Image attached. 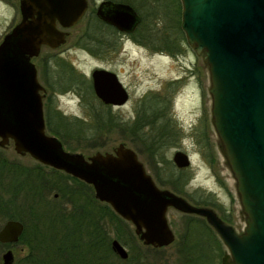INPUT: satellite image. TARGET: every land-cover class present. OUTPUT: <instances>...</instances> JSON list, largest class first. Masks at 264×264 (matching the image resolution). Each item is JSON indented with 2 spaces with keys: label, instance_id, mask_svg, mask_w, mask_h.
<instances>
[{
  "label": "water",
  "instance_id": "water-1",
  "mask_svg": "<svg viewBox=\"0 0 264 264\" xmlns=\"http://www.w3.org/2000/svg\"><path fill=\"white\" fill-rule=\"evenodd\" d=\"M180 28L186 43L207 67L210 122L218 149L234 179L244 227L236 233L209 207L196 206L168 188H160L136 152L119 143L111 151L87 156L66 150L45 130L43 89L31 60L45 45L63 44L68 28L85 14L88 0H18L20 19L0 40V147L12 143L16 153L61 170L92 186L94 197L128 221L145 245L160 247L174 240L166 210L204 216L226 245L222 256L233 264H264V0H180ZM119 32H132L140 21L124 1L101 0L94 11ZM94 95L107 105H123L128 91L114 71L94 68ZM178 168L190 165L189 155L176 150ZM56 196V194H54ZM23 223L6 219L0 243L18 241ZM111 250L125 259L128 252L116 239ZM1 264H12L7 248Z\"/></svg>",
  "mask_w": 264,
  "mask_h": 264
},
{
  "label": "trees",
  "instance_id": "trees-1",
  "mask_svg": "<svg viewBox=\"0 0 264 264\" xmlns=\"http://www.w3.org/2000/svg\"><path fill=\"white\" fill-rule=\"evenodd\" d=\"M118 1L127 2L144 12L140 15L136 29L130 33L137 44L170 55L181 53L185 36L180 28V0ZM94 10L88 13L86 26L77 38V43L91 54L104 55L115 48L118 31L99 20ZM50 66L55 73L58 72L57 66L51 63ZM49 86L51 94L78 88L84 94L94 95L91 81L63 58L61 84L56 80ZM48 102L45 128L62 143L87 139L95 143L102 138L104 130L108 132L118 126L144 145L152 158L155 178L160 184H167L178 191L179 186L187 181L185 169L176 168L163 157V148L182 137L178 128L169 130L158 123L163 117L159 112L169 111L170 97L154 93L142 96L134 117L128 122L117 120L108 105L100 101L92 103L87 117L81 118L63 114L54 106L51 96ZM145 126L149 127L148 131L143 130ZM193 135L197 136L195 133ZM11 165L0 158L2 176L7 177V183L1 185L7 195L0 192V226L6 219L20 220L23 231L13 245L24 244L27 247V253L16 257L13 264H126L129 259L137 257L136 254H128L127 258L122 259L111 250L108 223L111 224L114 237L121 242L134 240L135 235L129 222L118 216L107 203H101L94 197L91 185L52 167H49L47 175L41 169L43 164L32 169L15 164L11 168ZM13 169L23 171V174L11 177ZM67 179L74 186L68 185ZM53 193L57 194L55 200L61 202V198L64 199V203L69 202L72 209L64 211L61 205L52 203L50 200L53 198L49 199L48 195ZM75 193H82L83 196L76 197ZM193 226L194 222H187L186 231L180 240L197 239V234L205 233L200 229H192ZM207 234L208 238H215L209 232ZM4 245L0 243V250ZM221 250L219 245L202 246L187 241V244H178L179 263L213 264L218 261Z\"/></svg>",
  "mask_w": 264,
  "mask_h": 264
},
{
  "label": "rangeland",
  "instance_id": "rangeland-1",
  "mask_svg": "<svg viewBox=\"0 0 264 264\" xmlns=\"http://www.w3.org/2000/svg\"><path fill=\"white\" fill-rule=\"evenodd\" d=\"M100 1L101 0H88V10L75 25L68 28L66 40L63 44L58 46L60 48L59 50L42 49L39 55L33 59L41 75L40 82L46 86L43 81V63L45 59L50 58L51 64L57 66L58 62H60L59 54H61V58L71 63L77 71L84 74L89 80L90 73L94 68L101 67L114 71L129 94L127 101L123 105H108L109 111L121 122H128L134 117L142 96L154 93L159 96L170 97L169 112L174 121L182 127V130L180 129L182 134V146L178 147L179 145L177 144H167L163 148V157L172 162V154L176 150H182L188 153L190 165L185 167V172L189 178L186 189L189 192H194V190H196L200 194H215L220 198L222 204L227 208H233L234 213L237 214L240 205L235 194L234 179L218 149V138L210 123V96L207 91L209 85L208 71L206 65L202 61L201 55H196L191 47L188 46L186 40L183 42L184 49L181 53L178 55H170L166 52L150 50L147 47L137 44L130 36H123L121 33H117L116 35L115 48L108 50L104 55L91 54L77 43V38L86 26L88 13L90 10L95 9ZM135 10L139 16L142 13L144 14V12H141V8ZM19 19L18 0H0V40L3 34ZM189 68L191 72H189ZM176 77H178V80L174 82L173 85L169 84V80ZM50 82H53L52 78H50ZM46 88L54 106L67 116L78 118L87 117L92 103H95V101L99 102V100L94 97L95 95L91 97L89 93L84 94V92L78 88L67 90L61 93V95H52L50 88L48 86H46ZM201 112H203L206 117L205 142L208 145L203 149L200 148L202 145L199 143L202 139L198 141L194 139V133L189 129V127L198 120L197 118ZM120 128L121 127L116 126L108 130V132L104 130L102 138H99L95 143H92V139L80 140V142L68 140L67 143H63V146L66 150L82 152L87 156L95 151H111L119 143H123L136 152L146 170L155 180L156 176L152 166L153 161L144 145L138 141L136 137L129 135ZM143 130L148 131L149 127L145 126ZM0 158H3L6 163H11V168L13 164L28 169H32L36 166L41 167L42 165L40 164V166H38L39 162L28 154L21 155L16 153L12 143L0 147ZM41 169L45 174H49L48 166L42 165ZM1 171L0 169V192L4 194L1 185L7 183V177L3 178ZM11 173H13L11 177H15L19 174H23V171L20 172L17 169H13ZM161 175H164L163 172H161ZM66 182L68 185L74 186L70 179H67ZM157 184L166 188L168 187V185H161L159 182H157ZM54 194L56 193L48 195L49 199L53 198L50 200L52 203L61 205V209L64 211L72 209L69 202H67V204L64 203V199L61 198V202L55 200L57 195L55 196ZM75 196L79 197L83 196V194L81 193L78 195L75 193ZM179 217L180 216H178L175 211L168 212V219L176 234V240L160 248L143 245L134 234L133 228L130 225L131 231L135 235L134 240L126 243L116 238L125 247L129 256L132 254H136L137 256L131 260L129 259L125 263L180 264L177 238L179 239L184 234L183 229L179 228L177 223ZM108 224L109 236L115 238L111 224ZM173 224L175 225L173 226ZM131 245L135 247L130 248ZM7 248H11L14 255L12 264L16 257H21L27 253V247L24 244H6L3 249L0 250V255ZM213 264H219V258L218 261H215Z\"/></svg>",
  "mask_w": 264,
  "mask_h": 264
},
{
  "label": "flooded vegetation",
  "instance_id": "flooded-vegetation-1",
  "mask_svg": "<svg viewBox=\"0 0 264 264\" xmlns=\"http://www.w3.org/2000/svg\"><path fill=\"white\" fill-rule=\"evenodd\" d=\"M118 33H121V35H123V36H130V33H128V32H118ZM42 49H46V50H55L56 49V50H59L60 48L59 47L51 48V47L43 45V46L40 47V51ZM37 56L33 57L31 60L33 61V59L36 58ZM59 56H60V59H59L60 62H58V64H57V69H58L57 73H55L53 71V69L51 68V66H50V63H51V61H50L51 59L50 58L49 59H45V61L43 63L44 64L43 65V71H44V78H43L44 80L43 81L45 82L46 86H48L49 88H50L49 83H51L50 82V78L53 79V82L57 80L61 84V54H59ZM35 67H36V65H35ZM38 70L39 69L36 67L37 79H38L39 83L43 87L42 90L41 89L39 90V93L42 96L41 97V99H42V111H43V116H44V123L46 124V117L45 116H46V113L48 112V104H49L48 101H49L50 95L47 93L46 86L43 83L40 82L41 75H40ZM189 72H191V69H190ZM177 80H178V77L172 78L169 81H170V84L173 85V83L176 82ZM52 95H61V92L53 93ZM170 100H171V98H170ZM159 113H160V116H163V117H162V119L159 120L158 123L163 128L169 129V130H174L175 128H178L179 130L180 129L182 130L181 125H178L176 123V121H174L173 117L168 115V113L170 114L169 111H163V112H159ZM197 119L198 120L194 124H192V126L189 127V129H191L193 131V133H195L197 135L194 139H197V141L199 139H202V141L199 142V143H201V145H202L200 148L203 149L206 146H208L207 143L205 142V137H206L205 136L206 117H205L204 113L201 112ZM181 141H182V138H180L177 141H174L171 144H177V145H179L178 147H181L182 146ZM176 168H178V167H176ZM179 169H182V168H179ZM188 179H187V181H188ZM154 181L157 184L158 181L156 179ZM187 181L183 184V186H179L180 188H179L178 191H176L173 187H171L169 185H168L167 188L170 189L171 191H173L174 193L182 196L189 203H191L193 205L205 206V207L211 208L217 214V216L225 224L231 226L232 229L236 233H240L243 230L244 220H243V215L241 213V207H240V209H238V213L235 214L234 213V209L233 208H231V209L227 208L224 204H222L220 198H218L215 194H204V193L200 194L196 190H194V192H189L186 189ZM157 186H159V185L157 184ZM159 187L160 188H166V187H163V186H159ZM238 203H239V201H238ZM171 211H175L177 213V215L180 216L179 219L177 220V223L179 225V228L183 229V234L186 231L185 229L187 227V222L188 221L194 222V226L192 227V229L196 228V229H200V230L205 232V233L197 234V236H199L197 239L192 238V239L180 240V238L179 239L177 238V243L178 244H182V243H186L187 244V241H189V243H191V244H197V245H202V246H210V245H214V244L215 245H219L222 248L221 255L219 257V264H222V256H223V254H225L227 252L226 245L221 240V238L218 236L216 231L211 227V225H209V223L206 221L204 216H201V215H198V214H195V213L181 212V211L175 209L172 206H168L167 210H166V218H167V221H168V224H169L171 230L174 233V240L171 243H173L176 240V234H175L174 230L172 229V226L170 224V220L168 219V212H171ZM174 225L175 224H173V226ZM202 226H204V230H203ZM208 232L211 235H214L215 238H208V234H207ZM171 243H169V244H171ZM169 244H167V245H169ZM143 245H145V244H143ZM167 245H164V246H167ZM145 246L154 247L152 245H145ZM164 246H160V247H164ZM160 247H154V248H160ZM225 262H226V264H233L232 263V257L230 255L227 256Z\"/></svg>",
  "mask_w": 264,
  "mask_h": 264
}]
</instances>
